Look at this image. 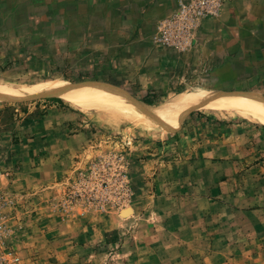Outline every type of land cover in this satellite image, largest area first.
<instances>
[{"label": "rangeland", "instance_id": "rangeland-1", "mask_svg": "<svg viewBox=\"0 0 264 264\" xmlns=\"http://www.w3.org/2000/svg\"><path fill=\"white\" fill-rule=\"evenodd\" d=\"M142 6L130 0H0V95L21 98L83 88L102 93L107 100V107L96 110L81 107L91 99L76 102L58 95L23 102L0 100V152L5 162L0 192L13 202L6 214L8 242L19 258L16 264H66L51 259L61 245L46 244V229L43 223L37 226L47 212L61 223L128 217L140 201L136 193L142 188L150 192L155 178L144 175L138 184L132 181V170L144 161L133 156V142L147 135L154 142L165 141L173 132L193 133L209 122L220 125L226 139L208 136L205 150L199 149L203 141L191 148H195L198 195L177 201L188 203L191 198V204L203 205L201 173H211L208 183L217 194L210 203L230 208L219 229L228 243L209 246L199 238L195 264H264V112L249 100L264 103V0H234L219 17L203 23L194 48L183 54L153 43L160 20L155 21L154 7ZM56 82L64 86L39 90ZM110 95L120 97L124 105L119 109L107 98ZM182 96L192 100L179 107ZM200 101V106L190 108ZM125 107L149 122L168 124L148 128L122 119L116 114ZM55 108L75 115L79 126L72 125L71 133L75 127L81 129L88 142L53 185L40 191L22 188L31 169L27 164L34 139L31 128ZM110 156L109 180L97 179V173L104 171L92 168L101 167ZM120 169L126 175L123 181L114 177ZM253 211L255 215L250 214ZM124 229L121 226L119 233L94 245L84 264H125L118 250L131 233Z\"/></svg>", "mask_w": 264, "mask_h": 264}, {"label": "crops", "instance_id": "crops-1", "mask_svg": "<svg viewBox=\"0 0 264 264\" xmlns=\"http://www.w3.org/2000/svg\"><path fill=\"white\" fill-rule=\"evenodd\" d=\"M130 1L137 5L154 7L157 22L173 13L178 5L177 0ZM73 117L75 115L55 108L48 110L39 124L34 123V127L31 128L34 130L32 132L34 139L30 140L27 153V164L31 169L27 184L22 188L40 191L50 187L62 178L71 167L74 158L82 153L89 136L81 129H76L79 124ZM74 124L77 127L75 133H71L70 128ZM223 134L225 133L220 125L209 122L206 125L202 124L200 129L193 133L184 130L179 133L173 132L165 141L163 138H157L154 142L153 136H140L142 140L133 142L132 153L134 157L144 158V161L142 166L134 167L131 179L138 184L144 175H155L150 184L152 190L148 192L142 188L136 193L140 201L137 200L133 204L126 218L109 215L103 220L92 217L87 220L66 219L67 222L61 223L47 212L45 219L37 223V226L43 223L46 229L43 236L46 244L61 245L60 250L57 249L50 256L51 259L66 264L68 261L84 264L90 261L94 245L110 238L112 234L119 233L121 226H125L124 230L131 233L128 237L131 239L130 243L127 241L128 238L122 239L123 242L120 239L121 247L117 256L125 264H195L198 253L195 245L198 244L199 238L205 239L209 246L227 244L226 234L222 236L219 229L220 225H223L221 222L228 218L225 215L228 216L230 208L210 203L211 197L217 194L208 183L211 181L209 178L211 175L208 174L211 173H201L204 188L199 195H205L204 199L200 200L203 205L191 204V198L188 199V203L177 201L182 199V196L187 198L198 195L195 171L197 163L192 160L196 148L194 145L203 141L204 145L199 146V149L205 150L208 136L219 135L226 139ZM225 141L214 143L222 144ZM219 146H216L217 150L222 147ZM192 147L195 148L191 151ZM174 153L179 156L177 159L174 158ZM182 155L184 156L181 157ZM155 165L157 167H154ZM153 169L157 173H153ZM143 198L147 199L142 200ZM146 201L148 205L144 204ZM231 211L238 215L241 213L236 209ZM250 214L256 213L253 211ZM238 217L241 218L243 215ZM55 237L59 240L57 241ZM34 241L37 239L34 238ZM76 243L77 246H74Z\"/></svg>", "mask_w": 264, "mask_h": 264}, {"label": "built area", "instance_id": "built-area-1", "mask_svg": "<svg viewBox=\"0 0 264 264\" xmlns=\"http://www.w3.org/2000/svg\"><path fill=\"white\" fill-rule=\"evenodd\" d=\"M234 0H177V8L173 13L160 20L152 35L153 43L176 53H188L196 44V35L206 20L217 18L225 7ZM0 135V140H1ZM1 146V144H0ZM115 159L118 154H110ZM0 152V176L1 167L5 164ZM111 156L104 159L99 168H92L97 173V179L109 180L107 165L111 162ZM117 163V161H116ZM114 177L118 181L125 180L123 169L115 170ZM12 200L0 192V264H16L19 258L8 242L10 230L7 227L8 216L6 209L12 204Z\"/></svg>", "mask_w": 264, "mask_h": 264}, {"label": "bare ground", "instance_id": "bare-ground-1", "mask_svg": "<svg viewBox=\"0 0 264 264\" xmlns=\"http://www.w3.org/2000/svg\"><path fill=\"white\" fill-rule=\"evenodd\" d=\"M62 86H64V84L62 83H50V84H44V86H41L39 90H44V91H47V90H55V89H59V88H62ZM67 86V85H66ZM65 86V87H66ZM72 89V88H71ZM90 89V88H89ZM62 91V94L60 96H64L65 98H77L78 100L79 99H91V103L89 104H84L82 105L81 107L82 108H88V109H98L99 107L106 105L107 107V100H106V96L103 95L102 93H95V92H91V91H88V90H84L83 88L82 89H73V90H69L68 88H62V89H59L58 92ZM66 91V92H64ZM68 95V96H67ZM28 96V95H27ZM200 96V95H199ZM203 96V94H202ZM26 97V96H24ZM23 98V97H21ZM107 98L109 100H112L113 102L119 104V109L120 107H122L124 105V101H122V99L120 97H118L117 95H110V96H107ZM220 98H225L227 100H234L235 97H220ZM246 98V97H245ZM249 98V97H248ZM76 99V102L78 101ZM244 99V98H243ZM192 99L190 97H187V96H182L178 102V106L180 107V105H183L185 103L188 104V101H191ZM249 100H251V104H253L255 107H257L258 109H260L261 111L264 112V103L261 102L260 100H257L255 98H252L250 97ZM206 101V99L202 102ZM209 102H206L205 106L208 104ZM190 104V102H189ZM122 105V106H120ZM201 105V101L200 102H197V103H193L192 107H198ZM203 105V104H202ZM102 107V108H103ZM204 107V106H203ZM126 108V107H125ZM201 108V107H200ZM104 109V108H103ZM115 109V108H114ZM127 109V108H126ZM171 109V108H170ZM189 109V108H187ZM186 109V110H187ZM113 110V109H112ZM116 110V109H115ZM118 110V109H117ZM185 111V110H183ZM257 111V110H256ZM255 111V112H256ZM110 112V111H108ZM116 112V111H115ZM181 112V111H180ZM258 112V111H257ZM112 113V112H110ZM117 113V112H116ZM154 113V112H153ZM259 113V112H258ZM118 115L119 117H121L122 119H126V120H129L130 122H133V123H136V124H141L143 126H146L148 128H153L155 126H157V124L161 125V127L163 128H166V124L168 123H154V122H149L148 120H146L142 115H140L139 112H136L135 110H125V109H121V111L119 112V114H116ZM168 115V114H167ZM242 117L244 118H248V116L246 115H243ZM162 119V118H161ZM165 120V119H164ZM247 120V119H246ZM170 120H167V122H169ZM143 129V128H142ZM151 131V130H150ZM125 211V210H124ZM126 212V211H125ZM123 212V213H125ZM122 213V214H123ZM129 213V212H128Z\"/></svg>", "mask_w": 264, "mask_h": 264}, {"label": "water", "instance_id": "water-1", "mask_svg": "<svg viewBox=\"0 0 264 264\" xmlns=\"http://www.w3.org/2000/svg\"><path fill=\"white\" fill-rule=\"evenodd\" d=\"M98 86V85H97ZM105 88V87H104ZM66 92V91H64ZM62 94V91L60 93L57 92L56 94L54 95H58L60 96ZM53 94H44V95H29V96H26V97H23V98H7V97H4L2 95H0V100L1 101H7V102H23V101H31V100H35L37 98H42V97H45V98H48V97H53L54 96ZM129 211L125 212L124 214H128Z\"/></svg>", "mask_w": 264, "mask_h": 264}]
</instances>
